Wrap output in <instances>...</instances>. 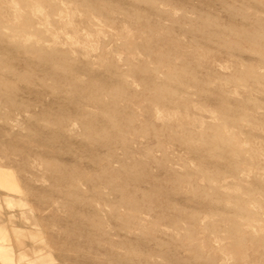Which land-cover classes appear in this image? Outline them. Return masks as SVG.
Wrapping results in <instances>:
<instances>
[{"label":"rangeland","instance_id":"obj_1","mask_svg":"<svg viewBox=\"0 0 264 264\" xmlns=\"http://www.w3.org/2000/svg\"><path fill=\"white\" fill-rule=\"evenodd\" d=\"M0 264H264V0H0Z\"/></svg>","mask_w":264,"mask_h":264}]
</instances>
